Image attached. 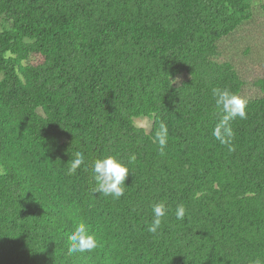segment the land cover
<instances>
[{"label": "trees", "instance_id": "1", "mask_svg": "<svg viewBox=\"0 0 264 264\" xmlns=\"http://www.w3.org/2000/svg\"><path fill=\"white\" fill-rule=\"evenodd\" d=\"M255 1L0 0V264H264V95L229 122L232 150L212 135V89L244 85L218 44ZM106 155L130 169L119 199L92 193ZM80 221L98 246L69 256Z\"/></svg>", "mask_w": 264, "mask_h": 264}, {"label": "clouds", "instance_id": "2", "mask_svg": "<svg viewBox=\"0 0 264 264\" xmlns=\"http://www.w3.org/2000/svg\"><path fill=\"white\" fill-rule=\"evenodd\" d=\"M212 95L215 98L217 109L222 112V118L215 125L212 135L221 144L227 145L229 150H232L234 139V131L230 125V121L237 117L240 119L247 118V100L237 93L231 92L228 88L214 87ZM153 142L157 143L161 152L166 147L168 142V127L164 122H161L159 129L153 136ZM134 159V157L132 158ZM131 161H129L130 163ZM85 168L88 164L85 162V154L77 151L73 159H71L68 168V174H75L81 166ZM92 178L95 182L92 193H99L103 196H111L119 199L123 196L126 185L125 180L130 173L128 164L119 158L117 155H106L96 158L91 164ZM168 206L165 201H160L153 205L152 212L154 218L148 226L149 233H157L161 228L164 218L168 213ZM186 214V208L180 204L175 209V217L177 220H183ZM69 246L67 254L69 256L75 253L91 252L98 246V239L95 233L90 230L88 224L80 221L74 225V230L67 236Z\"/></svg>", "mask_w": 264, "mask_h": 264}, {"label": "rangeland", "instance_id": "3", "mask_svg": "<svg viewBox=\"0 0 264 264\" xmlns=\"http://www.w3.org/2000/svg\"><path fill=\"white\" fill-rule=\"evenodd\" d=\"M218 61L228 60L244 80L240 92L245 100L264 93L253 82L264 77V0L252 4V15L244 20L230 35L219 42ZM137 126L148 130L152 119L134 118Z\"/></svg>", "mask_w": 264, "mask_h": 264}]
</instances>
